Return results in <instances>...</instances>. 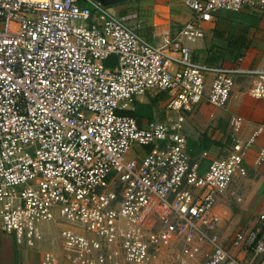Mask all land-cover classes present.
<instances>
[{
  "label": "built area",
  "instance_id": "obj_1",
  "mask_svg": "<svg viewBox=\"0 0 264 264\" xmlns=\"http://www.w3.org/2000/svg\"><path fill=\"white\" fill-rule=\"evenodd\" d=\"M182 5L190 19L152 45L95 0H0V233L40 264H264V210L230 239L217 210L264 119L242 136L231 114L221 157L193 154L186 135L200 104L227 109L236 73L189 44L218 12L264 0ZM250 79L264 102V68ZM145 96L164 100L152 120L124 115Z\"/></svg>",
  "mask_w": 264,
  "mask_h": 264
},
{
  "label": "crops",
  "instance_id": "obj_2",
  "mask_svg": "<svg viewBox=\"0 0 264 264\" xmlns=\"http://www.w3.org/2000/svg\"><path fill=\"white\" fill-rule=\"evenodd\" d=\"M182 1L129 0L124 4L117 5L116 12L118 15L125 16L133 8L131 6H135L137 9L135 10H139L140 14L139 30L141 35L147 42L155 45L161 42L163 37L174 35L190 19L191 14L183 7ZM218 27L226 30L224 39L214 36V30ZM238 38L244 39L248 44L247 49L241 50L244 56L239 65L236 63L238 51L228 46V41ZM189 46L195 51L199 60L234 68L236 73L235 85L226 110H218L207 104H200L196 112L188 118L186 124L188 148L191 150L200 144L199 132L207 133L208 131L207 135L218 146L224 132L228 139V120L231 114L239 115L247 122L242 136L250 134L254 127L264 119V102L256 101L248 94L251 73L264 68V11L254 13L249 8H245L241 12L220 11L215 15L213 22L204 25L203 38ZM209 127L212 128L209 129ZM211 130L214 132L210 133ZM263 143L264 136L258 139L244 162L248 176L252 175L253 177L252 183L256 182V185H253L255 190L264 187V163L261 166H256L254 163L255 155ZM209 155L210 158L215 156L211 153ZM206 165L207 161H203L202 167L205 168ZM224 196L219 198L217 204V210L223 221L225 219L220 201ZM0 264H40V255L30 252L17 238L0 233ZM57 264L67 263L60 260Z\"/></svg>",
  "mask_w": 264,
  "mask_h": 264
},
{
  "label": "rangeland",
  "instance_id": "obj_3",
  "mask_svg": "<svg viewBox=\"0 0 264 264\" xmlns=\"http://www.w3.org/2000/svg\"><path fill=\"white\" fill-rule=\"evenodd\" d=\"M127 12V15L121 17L116 12V6L112 7L113 13L120 17L123 22L131 28L140 29V14L139 10L136 11L135 6ZM136 9V10H135ZM110 65L115 63L114 59H109ZM144 99L139 102L141 105H151L152 111L159 112L164 100L158 99L157 102L153 103L152 98L143 97ZM163 113V110H161ZM212 127H209L211 129ZM214 131L211 130L210 133ZM200 133V144L196 148H192L193 154H199L200 152L207 151L214 154V157H221L225 154V149L228 148L230 141L227 139L226 132L223 133V137L219 140L218 145L215 144L214 140H211L207 133ZM191 135V134H188ZM136 149L133 148L134 152ZM132 152L130 155H132ZM215 152V153H213ZM253 177L248 176L245 180L236 182L226 192L225 196L221 199L220 205L223 211L224 227L220 231L222 238L230 239L236 231L245 230L253 225L257 221V217L260 212L264 210V187L258 190L253 189ZM255 193V194H253ZM264 259V257H263ZM62 262V260H61Z\"/></svg>",
  "mask_w": 264,
  "mask_h": 264
},
{
  "label": "trees",
  "instance_id": "obj_4",
  "mask_svg": "<svg viewBox=\"0 0 264 264\" xmlns=\"http://www.w3.org/2000/svg\"><path fill=\"white\" fill-rule=\"evenodd\" d=\"M119 16L123 17L124 15L121 14ZM225 34H226V30L224 28L218 27V28H215V30H214V36L217 38L224 39ZM247 45L248 44L245 42V40L241 39V38H238L234 41H228L229 48L235 49L238 51V53H237L238 55L236 56L237 59L243 58L244 55L241 52V50L247 49ZM109 61L110 60H108L105 63V65L108 67L112 66V65H110ZM157 100H158V98L152 99V102L155 103V102H157ZM124 115L150 121V120H152V116H153L152 115V106L151 105H141L139 103H136L134 110L125 112Z\"/></svg>",
  "mask_w": 264,
  "mask_h": 264
},
{
  "label": "water",
  "instance_id": "obj_5",
  "mask_svg": "<svg viewBox=\"0 0 264 264\" xmlns=\"http://www.w3.org/2000/svg\"><path fill=\"white\" fill-rule=\"evenodd\" d=\"M95 1L99 2L101 5L106 7H114L117 5L124 4L129 0H95Z\"/></svg>",
  "mask_w": 264,
  "mask_h": 264
}]
</instances>
